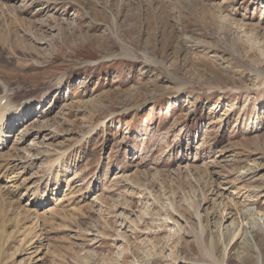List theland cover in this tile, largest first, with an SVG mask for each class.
Segmentation results:
<instances>
[{"label": "rangeland", "instance_id": "obj_1", "mask_svg": "<svg viewBox=\"0 0 264 264\" xmlns=\"http://www.w3.org/2000/svg\"><path fill=\"white\" fill-rule=\"evenodd\" d=\"M41 96L0 264H264V0H0V108Z\"/></svg>", "mask_w": 264, "mask_h": 264}, {"label": "bare ground", "instance_id": "obj_2", "mask_svg": "<svg viewBox=\"0 0 264 264\" xmlns=\"http://www.w3.org/2000/svg\"><path fill=\"white\" fill-rule=\"evenodd\" d=\"M3 91H5V90H3ZM2 98L3 97H0V104H1V101L4 100ZM41 102H43L42 96L35 98L33 100H30V101L23 102V104H21L20 106H17V107L12 106V105L11 106L8 105L7 107L6 106L1 107L0 108V143L7 139V137H8L7 133L8 132H13V130H15L14 128H17V127H20V126L23 127L24 122L26 121L25 116H28V118H29V116H31V114H32L33 104L34 103L39 104ZM22 139H24V138H22ZM49 183H50V181L47 180L46 185L44 187L45 190L43 191V195L47 193L46 192L47 189L51 190V191L57 189L58 185H56V182L53 184V186L51 188L49 187ZM248 261L249 260H246L244 262V264H250V262H248Z\"/></svg>", "mask_w": 264, "mask_h": 264}]
</instances>
